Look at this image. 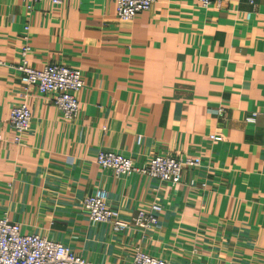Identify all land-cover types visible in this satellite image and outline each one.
<instances>
[{
	"label": "crops",
	"instance_id": "1",
	"mask_svg": "<svg viewBox=\"0 0 264 264\" xmlns=\"http://www.w3.org/2000/svg\"><path fill=\"white\" fill-rule=\"evenodd\" d=\"M26 26L29 67L78 68L83 87L71 122L31 88L16 143ZM0 61V218L91 264H131L135 249L169 264H264V0H155L128 22L113 0H0ZM101 151L200 167L177 185L116 177L95 162ZM97 188L130 224L158 205L157 223L92 225L82 202Z\"/></svg>",
	"mask_w": 264,
	"mask_h": 264
},
{
	"label": "built area",
	"instance_id": "2",
	"mask_svg": "<svg viewBox=\"0 0 264 264\" xmlns=\"http://www.w3.org/2000/svg\"><path fill=\"white\" fill-rule=\"evenodd\" d=\"M116 15L120 21L128 22L138 14L151 9L155 0H113ZM201 7L207 8L219 0H197ZM34 2H47L54 7L61 5L64 0H24L27 9ZM29 26L23 32L24 46L20 51V62L17 70L22 73L23 85L19 101L13 106L9 124L15 132V142L28 132L31 123V113L28 107L31 88L40 95H52V101L63 121L75 120L79 113L77 94L83 87L81 71L74 67L47 65L42 70H35L27 64V55L31 49L28 46ZM0 65H2L0 61ZM222 115V110L217 111ZM253 121V119H249ZM213 142H221V135H210ZM1 141V136H0ZM140 137L137 144H140ZM95 162L102 169H108L116 177H129L133 174L142 175L150 179H157L162 183L177 185L181 182L186 169L194 170L200 167L198 159H175L165 155L152 157L145 165L135 166L132 160L122 154L112 151L97 153ZM193 185V182H191ZM82 209L89 223L106 224L114 233H122L131 224L133 226L150 229L157 223V215L161 208L152 205L147 212H140L132 219L131 224L123 221L119 212L108 205V193L105 189L97 188L92 195L82 202ZM0 264H91L83 257L71 251L68 247L40 237L36 234H23L20 225L0 218ZM131 264H169L163 259L154 258L135 249Z\"/></svg>",
	"mask_w": 264,
	"mask_h": 264
}]
</instances>
